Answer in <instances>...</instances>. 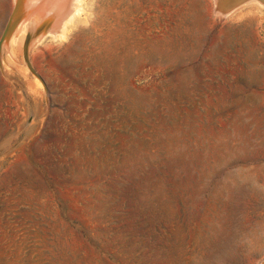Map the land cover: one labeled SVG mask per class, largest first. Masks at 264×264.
Here are the masks:
<instances>
[{
  "label": "rangeland",
  "instance_id": "obj_1",
  "mask_svg": "<svg viewBox=\"0 0 264 264\" xmlns=\"http://www.w3.org/2000/svg\"><path fill=\"white\" fill-rule=\"evenodd\" d=\"M214 2L82 0L37 76L0 54V264H264V6Z\"/></svg>",
  "mask_w": 264,
  "mask_h": 264
},
{
  "label": "bare ground",
  "instance_id": "obj_2",
  "mask_svg": "<svg viewBox=\"0 0 264 264\" xmlns=\"http://www.w3.org/2000/svg\"><path fill=\"white\" fill-rule=\"evenodd\" d=\"M13 1L14 2L10 14L12 13L11 20L15 19L16 23L14 24L12 31L10 29L7 31V34L5 35L4 40L1 43L0 54L4 56V62L7 61L6 54L13 59L17 53V49L15 48V43L18 42L19 43L18 50H20V54L22 55L23 41L25 40V37L28 36L29 41L27 44V58L32 66L31 60L33 59L30 58V55L33 50V46L36 45L38 41L41 40L47 34L52 36L61 35L63 33V26L75 13V11H77L82 0H13ZM245 1L248 0H215L214 2L216 4L215 11L222 12V11L230 10L234 8L236 5L241 4ZM253 1L256 2L257 4L264 6V0H253ZM14 4H16L15 7ZM18 39L20 40L18 41ZM40 42L41 41H39V43ZM2 62L3 59L2 57H0V63ZM23 65H24L23 66L24 70L28 72L29 67L26 66L27 64L26 65L23 64Z\"/></svg>",
  "mask_w": 264,
  "mask_h": 264
},
{
  "label": "water",
  "instance_id": "obj_3",
  "mask_svg": "<svg viewBox=\"0 0 264 264\" xmlns=\"http://www.w3.org/2000/svg\"><path fill=\"white\" fill-rule=\"evenodd\" d=\"M15 5L16 4H14V7H15ZM11 14H10L9 19L6 22V24L4 26V29H3V31H2V33L0 35V47H1L2 41L4 40L5 35L7 34V31L9 29L12 31L13 27H14V24L16 23L15 19L11 20ZM28 41H29V38H28V36H26L25 40L23 42V47H22L23 58H24V60H25V62L27 64V66L29 67L30 71L35 74V71H34L33 67L31 66V64L29 63L28 58H27V44H28Z\"/></svg>",
  "mask_w": 264,
  "mask_h": 264
}]
</instances>
